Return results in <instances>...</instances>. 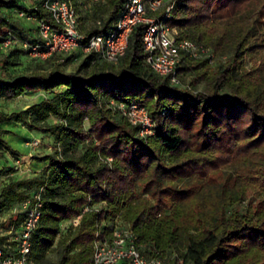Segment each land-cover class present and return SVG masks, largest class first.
Wrapping results in <instances>:
<instances>
[{
	"label": "trees",
	"instance_id": "16d2710c",
	"mask_svg": "<svg viewBox=\"0 0 264 264\" xmlns=\"http://www.w3.org/2000/svg\"><path fill=\"white\" fill-rule=\"evenodd\" d=\"M23 1L0 0V45L9 37L35 45L37 21H51L40 4ZM71 1L79 22L86 0ZM100 1L92 9L105 5L108 14L85 30L79 23L86 37L110 27L126 0H104L96 7ZM15 13L36 23L37 37L24 39L29 33L22 34ZM167 23L177 39L216 54L233 53L234 60L210 68L207 60L183 56L179 83L185 73L193 76L180 87L146 64L143 26L136 25L115 63L90 52L68 71L65 65L76 54L62 60L63 53H52L44 58L51 63L45 71L0 74V98L51 94L20 112L0 111V125L15 122L51 133L63 148L59 156L36 158L48 162L42 178L0 188V210L30 198L22 188H43L31 264H48L61 223L78 215L53 264H92L95 233L123 226L134 233L143 256L164 264H264V113L255 109L264 99V33L243 46L256 24H264V0H176ZM6 64L8 56L1 59ZM111 101L144 105L153 133L140 136L139 127L113 110ZM50 117L58 122L49 124ZM18 218L14 231L0 235L4 253L16 245L11 238L23 213Z\"/></svg>",
	"mask_w": 264,
	"mask_h": 264
},
{
	"label": "built area",
	"instance_id": "2783aa9c",
	"mask_svg": "<svg viewBox=\"0 0 264 264\" xmlns=\"http://www.w3.org/2000/svg\"><path fill=\"white\" fill-rule=\"evenodd\" d=\"M40 4L50 15L51 21H37L39 43L24 47L29 52L43 58L52 53L93 52L106 61L115 63L128 47L130 35L136 25H142V46L145 62L159 76H168L172 84H178L177 65L183 56L191 59H203L212 62L215 53L207 46L188 39H177L167 21L172 16L176 0H126L118 19L104 31L86 37L79 30V22L71 0H27ZM98 0H86L84 7ZM20 16H23L20 13ZM29 19V18H28ZM100 25V21H97ZM14 40L9 37L3 44ZM110 106L128 121L139 127V135H150L154 131V122L146 107L134 102H114ZM110 160V158H108ZM23 213L19 230L13 236L14 249L4 253L0 246L1 264H31L32 234L41 217L42 201L40 195H34L19 204ZM85 210H88L86 208ZM17 213V214H18ZM80 215L67 222L75 226ZM164 264L156 257H145L138 249L136 236L128 227H113L110 233L102 229L95 233L92 244V264ZM181 264V261L178 262Z\"/></svg>",
	"mask_w": 264,
	"mask_h": 264
},
{
	"label": "rangeland",
	"instance_id": "374dc122",
	"mask_svg": "<svg viewBox=\"0 0 264 264\" xmlns=\"http://www.w3.org/2000/svg\"><path fill=\"white\" fill-rule=\"evenodd\" d=\"M104 0H101L96 7L100 4L102 5ZM27 6L31 3L27 0L23 1ZM87 6V8H80L78 12L80 27L85 30L92 26H97L98 19L105 18L108 14V8L102 5L99 9L94 12L93 5ZM14 17L19 19V24L22 27V34H27V38L32 39L37 37V32L35 29V22L31 19H25L22 16H18L17 13ZM262 33H264V24H256V29L252 34L244 41L243 46L254 42L258 39ZM23 36V35H22ZM24 37V36H23ZM26 37V36H25ZM19 45V46H18ZM21 47L24 45L19 44V42H11L7 45H0V74H4L6 78H11L20 74H29L37 71L47 70L51 63L50 61L44 60L43 57L38 55H33L30 52L27 53H16L14 54L13 48ZM25 48V47H24ZM72 53V52H71ZM71 53H64L62 60L66 59ZM75 57H72L71 61L65 65V69L68 71H73L79 67L80 62L85 57L87 53L76 51ZM8 56V64L1 65V59ZM234 60V54H216L214 61L207 62L210 68L212 66L218 65L219 63L232 62ZM118 64V63H117ZM116 64V65H117ZM250 64H247L249 67ZM192 74L185 73L181 76L180 87L187 86L192 80ZM62 88H57L55 91H60ZM51 97L50 93H27L15 99H5L0 98V111L10 113V112H20L30 105L39 103L45 99ZM256 111L259 114L264 113V99L256 105ZM58 119L50 117L48 123H56ZM1 128L6 130V132L0 134V160H7L8 163L4 167H0V188L2 185L7 184L10 181H26V180H38L45 175V169L48 166V162H39L37 157H41L46 154H57L58 156L62 153V146L57 142V139L51 133H42L36 130H30L27 125L15 122H5L2 123ZM87 127V123H85ZM81 149V145L79 146ZM81 151L78 150L77 154ZM236 166L230 167L229 171L234 172ZM29 197L32 198L34 195H40L43 188L36 185L32 188L24 187ZM98 207V206H97ZM18 211H20L19 206H13L11 209L0 210V235H5L9 230H15L18 221ZM17 220V221H16ZM69 223L62 222L60 225V232L54 240V243L48 253V264H53L59 259L60 250L62 246V241L69 237Z\"/></svg>",
	"mask_w": 264,
	"mask_h": 264
},
{
	"label": "crops",
	"instance_id": "0c3cea01",
	"mask_svg": "<svg viewBox=\"0 0 264 264\" xmlns=\"http://www.w3.org/2000/svg\"><path fill=\"white\" fill-rule=\"evenodd\" d=\"M0 157H1V155H0ZM2 162H4V164H5V166H7L6 164L8 163V161L7 160H0V167L2 168V167H4V165H3V163Z\"/></svg>",
	"mask_w": 264,
	"mask_h": 264
}]
</instances>
